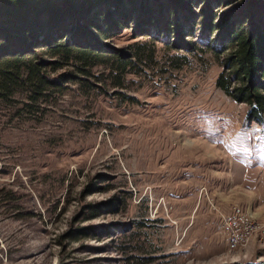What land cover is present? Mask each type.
I'll return each mask as SVG.
<instances>
[{"label":"rangeland","instance_id":"rangeland-1","mask_svg":"<svg viewBox=\"0 0 264 264\" xmlns=\"http://www.w3.org/2000/svg\"><path fill=\"white\" fill-rule=\"evenodd\" d=\"M156 47L124 88L100 66L103 89L66 84L35 115L0 103V264H264V239L231 252L220 226L233 205L264 222V123L210 52Z\"/></svg>","mask_w":264,"mask_h":264},{"label":"trees","instance_id":"trees-1","mask_svg":"<svg viewBox=\"0 0 264 264\" xmlns=\"http://www.w3.org/2000/svg\"><path fill=\"white\" fill-rule=\"evenodd\" d=\"M132 28L145 40L126 50L104 43ZM158 42L210 52L223 67L217 88L249 107L248 121L264 123V0H0V103L23 97L35 115L38 102L63 95L66 84L103 89L87 79L100 66L124 88L139 63L154 60ZM185 60L176 55L173 63ZM69 66L86 81L50 74Z\"/></svg>","mask_w":264,"mask_h":264},{"label":"built area","instance_id":"built-area-1","mask_svg":"<svg viewBox=\"0 0 264 264\" xmlns=\"http://www.w3.org/2000/svg\"><path fill=\"white\" fill-rule=\"evenodd\" d=\"M220 226L229 251L246 247L255 237L264 239V222L255 219L250 212L233 205L230 211L221 213Z\"/></svg>","mask_w":264,"mask_h":264}]
</instances>
